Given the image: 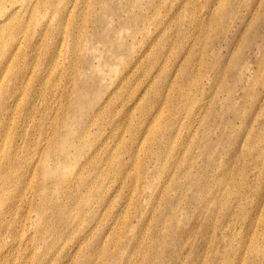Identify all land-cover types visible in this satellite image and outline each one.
Returning <instances> with one entry per match:
<instances>
[{"label": "rangeland", "instance_id": "rangeland-1", "mask_svg": "<svg viewBox=\"0 0 264 264\" xmlns=\"http://www.w3.org/2000/svg\"><path fill=\"white\" fill-rule=\"evenodd\" d=\"M10 14L0 264H264V0H0ZM155 100L139 146L160 161H118Z\"/></svg>", "mask_w": 264, "mask_h": 264}, {"label": "bare ground", "instance_id": "bare-ground-1", "mask_svg": "<svg viewBox=\"0 0 264 264\" xmlns=\"http://www.w3.org/2000/svg\"><path fill=\"white\" fill-rule=\"evenodd\" d=\"M15 8H17V7H15ZM13 12H14V10L11 11L12 14H13ZM12 14L8 15L7 17H6V15L3 16V18L0 19V25L3 24V23H6L10 19ZM156 102H157V100L152 101V103L150 105H148L147 107H143V108H139L138 109L140 114H139V116L137 118L138 121L135 123V126H134L135 130L130 131L131 134H130V137L128 138V140H127L125 150L118 157V161L121 162V161H124L126 158H130L131 156H134V153L136 151L137 152H140V151L144 152L145 156H146V154H149V153L152 154L151 157H154L153 154L157 155V153L159 151L158 146H157V150H155L154 152L153 151L151 152L150 146H148L147 144H146V146L144 145L145 148L144 147L142 148L141 146H139L141 141H142L141 142V144H142V143H144V140H148V135H149V140L151 139V134H146V132L144 134L143 129H144V127L146 125V121L149 119V117L153 118L151 110H152V108H155ZM173 132L174 131L171 128H170L169 131L164 130L163 132H160L158 134V138L167 137V139H171V137L173 135ZM78 134H79V132H77V134L75 136L78 137ZM73 137L74 136L68 137L67 139H65L62 142V144H59L58 147L60 149L67 148L68 152H69L70 148L76 149V144L74 142ZM160 148H161V151L164 152V154L170 155L172 153L171 152L172 148L169 147V144H163ZM58 154L60 155V152ZM48 155H52V153L49 152ZM138 158H140V157H138ZM154 159H155L154 164L158 163L160 161V159H161V155L158 154L157 156L154 157ZM86 162H87V160H86ZM147 162H148V160L146 161V166H148ZM46 174H49L47 170H46ZM66 180H67V176L64 178V181H66ZM59 218L62 220L63 224H66L67 220L65 218H63V217H59ZM62 222H61V224H62Z\"/></svg>", "mask_w": 264, "mask_h": 264}]
</instances>
